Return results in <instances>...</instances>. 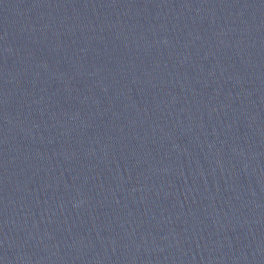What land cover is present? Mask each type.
<instances>
[{
	"label": "water",
	"instance_id": "water-1",
	"mask_svg": "<svg viewBox=\"0 0 264 264\" xmlns=\"http://www.w3.org/2000/svg\"><path fill=\"white\" fill-rule=\"evenodd\" d=\"M0 264H264V0H0Z\"/></svg>",
	"mask_w": 264,
	"mask_h": 264
}]
</instances>
